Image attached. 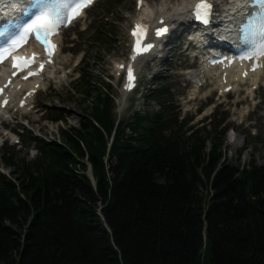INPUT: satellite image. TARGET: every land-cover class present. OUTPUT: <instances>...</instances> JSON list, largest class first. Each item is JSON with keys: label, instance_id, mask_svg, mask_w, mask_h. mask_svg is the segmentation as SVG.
Returning a JSON list of instances; mask_svg holds the SVG:
<instances>
[{"label": "trees", "instance_id": "16d2710c", "mask_svg": "<svg viewBox=\"0 0 264 264\" xmlns=\"http://www.w3.org/2000/svg\"><path fill=\"white\" fill-rule=\"evenodd\" d=\"M108 25L100 47L117 42ZM164 86L145 96L158 109L117 124L102 103L61 143L30 137L34 161L8 158L19 175L0 172V264H264V165L224 160L216 129L184 139Z\"/></svg>", "mask_w": 264, "mask_h": 264}, {"label": "rangeland", "instance_id": "374dc122", "mask_svg": "<svg viewBox=\"0 0 264 264\" xmlns=\"http://www.w3.org/2000/svg\"><path fill=\"white\" fill-rule=\"evenodd\" d=\"M189 1L148 0L150 9L163 5L172 10L182 3L189 4ZM141 15L142 12L136 7V0H100L89 11L86 20L66 32L62 42L63 47L68 48L67 42H70L72 37H75V47L62 56L63 65L56 67L48 74L52 78L55 77L54 85L37 95L34 100L35 108L29 115H24L26 118H22L24 123H29L32 130L20 124L18 132L21 137L14 139L20 140L19 144H15L14 141H5L3 139L5 133H2L3 138H0V172H5L17 179L18 168L14 169L16 173H13V168L6 167V161L12 157H14L12 158L14 163L23 159L31 161L36 158L37 152H30L31 149L36 148L35 144L28 142V136L34 135L47 140L58 139L61 141V129L70 127L81 129V120L95 116L102 103H105V108L108 106L110 109L114 104L113 112L116 117L128 121L133 118L135 111H143L147 107L155 108V104L144 102L143 94L146 90L149 91V89L163 85L164 82L171 87V91L174 93L176 112L180 111L179 118L181 120L186 118L185 120L190 121L187 128L195 124L197 128L205 123V130L209 132L214 129L213 125L210 126L211 122L218 124L223 121L218 131L222 135L221 151L224 160L241 167L249 165L252 160L256 164L264 165V77L262 86L254 91L255 93L250 99L247 95H233V93L219 97L218 93L212 94V92L209 94L211 97L207 98L206 90L199 88L198 85L195 86L191 81L193 76H186L187 74L183 72L184 68L191 67L193 69L196 67L191 64L193 63L192 57L185 59L183 50L186 43L183 46L179 42L181 37L185 38L182 34L183 29H186L185 26L181 27L179 31L176 30V36H179L180 39L171 38L169 40L168 46L165 48L167 51L165 59H155L149 70L145 66L146 59L141 60V87L137 93L131 95L125 93V80L118 75V66L128 60L129 30ZM105 23L111 25L110 29L114 30L117 42L111 46L100 47L97 43L92 42V36L95 29L101 30ZM174 23L177 26L178 22ZM88 26L89 30L82 31ZM183 63H187V66L184 67ZM191 72L193 73L194 70ZM82 73L85 75L83 82H88L92 92H95L91 97L86 95L87 90L78 89L75 91L76 79ZM213 86L215 85L213 84ZM197 89L200 92H197V99L188 102L190 98H193V94H196ZM88 96L89 98H87ZM243 98L248 99L246 102L250 103L248 106L251 110L245 114L242 113L246 107L245 104L238 108L235 107V102ZM205 101L207 103H204ZM252 109L257 110L253 112ZM55 110L64 111L65 120L63 122L55 123L46 118L51 117L50 112ZM45 111L49 113L44 115ZM15 115L21 120V113H15ZM187 128L185 127V129ZM231 130L234 131V135L229 134ZM82 147L86 149L83 143ZM207 147L209 150L211 141L207 142ZM83 162L88 167V174L91 176L92 171L88 159L86 158ZM209 260L210 255L206 254L197 264H207Z\"/></svg>", "mask_w": 264, "mask_h": 264}, {"label": "snow or ice", "instance_id": "6c2138e0", "mask_svg": "<svg viewBox=\"0 0 264 264\" xmlns=\"http://www.w3.org/2000/svg\"><path fill=\"white\" fill-rule=\"evenodd\" d=\"M141 0H138V3ZM216 0H198L195 7L191 9V12L195 19L208 24L213 18V4ZM237 3L236 17L238 18V25L240 30L244 33L243 39L251 41L257 44V51L260 55H264V0H234ZM92 0H77V2L71 7L67 19H71L78 16L84 7H87ZM66 6V5H65ZM56 23H54L46 13L37 15L31 23H29L25 29L26 32H32L36 30V38L41 43L45 44V50L49 55L54 53L55 44L51 41L50 37L55 34ZM146 25L137 24L132 32L134 37H137V54L142 51H147L152 47L151 44L140 47L141 39L146 32ZM167 32V27H161L156 30V35H163ZM20 46V41H14L13 48ZM11 53L9 49L5 48L0 51V62L9 58ZM13 61L12 67L15 71L12 75H16L19 72L24 71L32 63L35 62V54L31 58L23 56H11ZM42 67V66H41ZM35 73H29L33 75ZM129 78L131 79V70H129ZM27 79V77H25Z\"/></svg>", "mask_w": 264, "mask_h": 264}, {"label": "bare ground", "instance_id": "6f19581e", "mask_svg": "<svg viewBox=\"0 0 264 264\" xmlns=\"http://www.w3.org/2000/svg\"><path fill=\"white\" fill-rule=\"evenodd\" d=\"M195 1H197V0H192L191 2H195ZM225 1L228 2V0H225ZM230 1H232V0H230ZM95 4H96V2H95ZM191 6H192V4L186 5V4L182 3L177 8H175L174 10H172L168 7H165L163 5H161L160 7L150 9L149 8V2L147 0H142L141 10H140V12H142V15L139 18V20H140L139 22H142V21L146 22V20H144V18H148L150 20V22H152L153 24H162L163 20H160L162 18L166 19V21L170 20V23L174 22L176 19L179 21H181V20L187 21V20H189L188 12L191 11L190 10ZM200 36H203V38L206 39V37L204 35H200ZM199 41H202L201 37H199ZM214 74H215V76H214L215 80H214L213 84L216 87H218L220 78H217L216 72ZM260 75H261V72H258L256 74H252L250 76H253L252 80L256 81L257 77ZM197 76L199 78L200 76H203V75L201 73H199ZM235 89H236V86H235ZM248 92L250 94L254 93L251 89H248ZM239 101L241 102V100L236 101V105L239 103ZM248 109H249V106L245 107V110H248ZM245 110H243L242 113H245ZM255 110H257V109H252L253 112Z\"/></svg>", "mask_w": 264, "mask_h": 264}]
</instances>
